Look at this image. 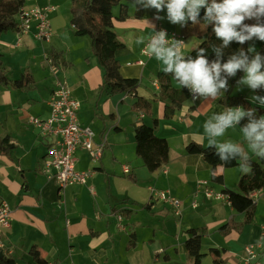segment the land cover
I'll return each mask as SVG.
<instances>
[{
	"label": "crops",
	"instance_id": "obj_1",
	"mask_svg": "<svg viewBox=\"0 0 264 264\" xmlns=\"http://www.w3.org/2000/svg\"><path fill=\"white\" fill-rule=\"evenodd\" d=\"M55 1L28 0L24 8L55 5ZM127 5L129 14L125 20L118 18L120 7L113 11L114 30L124 44L116 52L120 73L126 79L139 80L138 95L153 101V116L135 113L136 119L129 118L128 124L123 122L128 117L123 109L133 104L134 96L99 92L103 71L92 53L90 39L73 35L69 8L67 13H51L53 36L49 43L37 41L32 34L19 36L17 30L6 32L0 40L3 66L10 78L28 76L33 83L28 92L0 86V135H9L14 145L10 158L0 155V198L12 209L11 227L4 236L5 254L14 258L16 264H37L32 251L45 264H192L185 245L187 232L207 227L208 234L202 240L205 257L207 252L215 255L217 251L220 262L215 264H246L245 249L257 244L264 226L252 224L254 214L251 224L223 233V226L230 221L243 222L245 215L227 201L207 198L203 189L198 190L199 182L210 180L219 186L208 184L215 192H239L238 183L244 174L238 167L221 169L217 176L223 177V184H217L212 181V167L202 156L186 152L194 142V134L200 145L208 147L203 125L225 107L219 98L206 102L191 99L172 119H166L165 104L158 99L157 74L162 65L154 57L144 55L145 44L135 42L136 36L153 33L151 25H155L156 31L162 28L183 34L184 55L197 47L198 40L187 34V27L168 22L166 9L157 13L154 9L134 8L133 2ZM157 14L165 19L155 20ZM253 42L257 52L264 51V42ZM45 55L55 59L58 77L67 81L72 96L81 103V125L93 130L96 143L105 142L98 162H93L86 150L79 149L75 154L77 170H94L87 185L61 188L41 171L51 139L42 138L39 130L29 124L28 117L45 119L50 115L49 102L57 80L45 63ZM50 75L54 79L48 84ZM155 120L156 135L168 140L171 150L168 165L151 173L135 154L134 129L141 123L154 126ZM124 125L131 128L132 142L124 138ZM237 127L229 129L222 139L244 146L241 129ZM249 156L264 168V160L254 158L250 151ZM124 166L131 170L129 174L124 173ZM129 176L135 177L136 182ZM90 186L95 188V195L90 193ZM152 190L169 191L186 200L181 204V217L153 196ZM263 193L264 189L254 191L250 197L255 201ZM200 201L203 210L198 214ZM146 205L149 208H144ZM258 259L264 264V244Z\"/></svg>",
	"mask_w": 264,
	"mask_h": 264
},
{
	"label": "trees",
	"instance_id": "obj_2",
	"mask_svg": "<svg viewBox=\"0 0 264 264\" xmlns=\"http://www.w3.org/2000/svg\"><path fill=\"white\" fill-rule=\"evenodd\" d=\"M28 0H0V40L6 32L17 30L20 22V14ZM133 0H71L70 24L73 28V35L76 37H88L91 41V49L94 57L97 60L99 67L103 71V83L99 92L109 91L110 94H128L134 96V102L131 105V111L136 114L145 113L147 116H153V101L147 100L138 95L140 87L139 80L126 79L120 73L121 64L116 58V52L124 47V44L119 40L113 25L114 8L120 7L118 18L125 20L128 17V3ZM219 2V0H218ZM206 10H201L203 17ZM252 24L255 21H245ZM187 34L197 38L198 45L185 56L196 58L199 48L206 50V57L211 61L215 59V53L212 51L213 45H220L222 41L218 40L213 32L212 25H204L201 19V24L193 25L189 21L187 25ZM251 45L246 42L240 45L233 42L225 49L224 61L226 62L229 55L237 52L241 47L247 51ZM264 56V51H258ZM251 55V54H250ZM2 54L0 52V86L11 88L15 91L28 92L32 88V80L25 76L19 80L11 79L8 72L4 69ZM58 57V56H56ZM243 72H238L235 78L229 80V91L223 96L218 97L224 107L243 106L246 110L249 108L256 109L257 118L264 115V109L253 104L243 94L233 93L236 87V80L243 76ZM159 84L158 99L165 104L164 117L172 119L175 114L183 107L186 101L191 100V94L186 88L176 86L177 83L171 74L165 75L162 71L157 74ZM256 95L264 96V90H258ZM247 123V118L241 121L240 128ZM157 120L154 126H148L144 123L136 125L134 129V140L136 144L135 154L137 158L143 161V166L149 172L155 173L168 165L170 162V144L168 140L159 138L156 135ZM40 133V132H39ZM41 135V134H40ZM14 145L11 142L9 135H0V155L11 156ZM186 152L190 155L202 156L212 170L216 166L223 163L219 157L215 155L216 149L197 145L195 142L190 143ZM253 172L249 175L240 177L238 188L239 192H225L229 196V201L234 210L245 215L243 222L230 221L221 228L223 233H228L231 230H241L245 225L251 224L255 211L256 203L250 197L254 191L264 189V168L262 163L251 159ZM239 167L237 160H232L225 165L224 169H232ZM129 179L136 182V178L129 176ZM212 181L217 184H223V177L217 176L212 178ZM144 208H149L148 205ZM189 238L185 245L188 253V258L192 264H202L205 254L202 251V240L208 234L207 227L194 228L187 232ZM37 264H45L36 251L31 252ZM214 256L219 257L218 252L214 251ZM220 260H215L219 263ZM0 264H16V260L11 256H7L5 252H0Z\"/></svg>",
	"mask_w": 264,
	"mask_h": 264
},
{
	"label": "clouds",
	"instance_id": "obj_3",
	"mask_svg": "<svg viewBox=\"0 0 264 264\" xmlns=\"http://www.w3.org/2000/svg\"><path fill=\"white\" fill-rule=\"evenodd\" d=\"M137 6L154 9L157 13L166 9L167 21L181 28L187 27L189 21L199 25L202 19L204 25L213 26L216 38L222 41L220 45L212 46L215 59L210 61L203 48L198 49L196 58L186 57L182 51L186 46L185 41L169 39L167 31H156L155 25H151V35L141 34L135 38L136 44L146 45L143 53L161 63V71L165 75L171 74L181 88L188 89L194 102L216 100L223 96L229 91V80L235 78L238 72L244 73L236 80L238 87L246 86L254 93L264 90V56L254 46L250 45L247 51L241 47L224 61V50L233 42L240 45L254 40L264 42V0H133V7ZM202 9L206 10L203 17ZM154 19L163 20L165 17L157 14ZM250 100L264 107V96L253 95ZM245 118L247 123L240 129L247 150L241 143L222 139L229 129H235ZM203 129L208 147L215 148V155L223 162L212 170L214 178L232 160H237L242 174H252L249 151L264 160V116L257 118L255 108L225 107L207 119ZM194 142L200 145L196 134ZM257 244H264V234Z\"/></svg>",
	"mask_w": 264,
	"mask_h": 264
},
{
	"label": "built area",
	"instance_id": "obj_4",
	"mask_svg": "<svg viewBox=\"0 0 264 264\" xmlns=\"http://www.w3.org/2000/svg\"><path fill=\"white\" fill-rule=\"evenodd\" d=\"M50 3L54 0H49ZM56 6L48 4L45 7H35L31 9L23 8L20 14V22L17 26L19 36L32 34V36L41 43H49L53 36V31L49 17L55 12ZM162 28L157 29V31ZM164 30V29H163ZM169 39L186 40L183 34L168 32ZM147 57L148 54L144 53ZM45 62L51 73L55 75L57 83L56 89L50 99V115L48 118L30 117L29 124L35 126L41 137L51 139L47 152L43 157L42 173L47 180L55 181L61 188L69 185H87L94 174V170L80 171L76 168L77 158L75 156L79 149L86 150L93 162H98L105 149L104 143H96L95 133L90 127L83 126L79 122V109L81 103L76 100L67 87L58 77L56 61L53 57L45 55ZM143 64L144 62H140ZM191 99L192 95H191ZM123 171L129 174L131 170L124 166ZM207 181H201L198 184V190L203 189L207 198H215L220 201H229L226 193L215 192L208 187ZM92 195L96 194L93 186L89 187ZM152 195L157 196L158 200L167 204L175 210V215L181 217V202L174 198L169 191L152 190ZM196 207V204H194ZM122 216H119L121 220ZM12 209L8 202L0 198V252L6 251L4 236L6 231L11 227ZM264 234V229H263ZM263 244L248 245L246 247L247 259L246 264H260L259 250Z\"/></svg>",
	"mask_w": 264,
	"mask_h": 264
},
{
	"label": "rangeland",
	"instance_id": "obj_5",
	"mask_svg": "<svg viewBox=\"0 0 264 264\" xmlns=\"http://www.w3.org/2000/svg\"><path fill=\"white\" fill-rule=\"evenodd\" d=\"M70 4H71V0H56L55 1V5H56V10H55V12H57V13H67L68 12V8L70 9ZM117 9V7L116 8H114V10H116ZM202 10H205V9H202ZM54 12V13H55ZM70 12V11H69ZM62 13V14H63ZM53 14V13H52ZM86 39H89V38H86ZM255 45V43L252 41L251 42V46H254ZM46 63V62H45ZM50 71V70H49ZM51 75H52V73H51ZM47 76L48 77V79H49V82H48V84H51V81H52V79H54L53 78V76ZM244 75V74H243ZM63 82H65V83H67V81L65 80V79H63V78H61V77H59ZM47 84V86H49ZM233 93H235V94H244L247 98H250V97H252L253 95H256L252 90H250V89H248L246 86H243V87H238L237 85H236V87L234 88V90H233ZM261 108H263L264 109V107H261ZM127 114L128 115V117L127 118H125L124 119V121L123 122H126V124H128V121H130L129 120V118H133V119H136V114L135 113H133L132 111H131V106L130 105H125L124 106V109H123V114ZM30 117H36V115H30L29 117H28V119L30 118ZM4 120H5V117L3 118V121H2V124L4 123L5 124V122H4ZM141 122V121H140ZM147 121H145V123H146ZM124 124V123H123ZM125 126V129H124V138L126 139V140H128V141H133L132 140V135H131V128H130V126L129 125H124ZM236 129H239L238 127L236 128ZM0 132H2L1 131V124H0ZM240 142H243V141H240ZM132 145V144H131ZM244 147L245 148H247V145L244 143ZM250 155L251 156H254V154H252L251 152H250ZM6 157H9L10 158V156H6ZM254 158H257V157H255L254 156ZM258 159V158H257ZM31 176V175H30ZM233 182V181H232ZM209 183H210V185L211 186H215L216 188H219V186L218 185H215V184H211V181L209 180ZM234 184H236V179H234ZM161 191V190H160ZM218 192V191H217ZM171 195L174 197V198H176V199H178L180 202H181V204L183 205V202L185 203L186 202V200H184V199H180V198H177L176 196H174L173 194H172V192H171ZM255 201L257 202V207H256V211H255V218H254V222L252 223L253 225H255V224H257V225H262V226H264V193L263 194H261V196L260 197H258V198H256L255 199ZM226 203V202H225ZM224 203V205H226ZM203 210V207H202V203H201V201H200V203H199V210H198V214H200V212ZM210 234L211 235H215V232H210ZM220 260V258L218 257H216V256H214V255H212V254H210L209 252H207V256L205 257V259H204V261H203V264H215V260ZM261 264V263H260Z\"/></svg>",
	"mask_w": 264,
	"mask_h": 264
},
{
	"label": "water",
	"instance_id": "obj_6",
	"mask_svg": "<svg viewBox=\"0 0 264 264\" xmlns=\"http://www.w3.org/2000/svg\"><path fill=\"white\" fill-rule=\"evenodd\" d=\"M1 256H2V254H1Z\"/></svg>",
	"mask_w": 264,
	"mask_h": 264
}]
</instances>
